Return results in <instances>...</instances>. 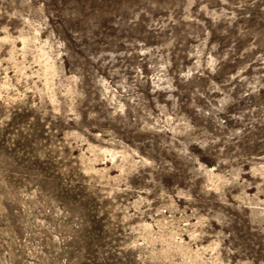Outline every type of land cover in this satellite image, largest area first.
Returning a JSON list of instances; mask_svg holds the SVG:
<instances>
[{
	"label": "rangeland",
	"instance_id": "374dc122",
	"mask_svg": "<svg viewBox=\"0 0 264 264\" xmlns=\"http://www.w3.org/2000/svg\"><path fill=\"white\" fill-rule=\"evenodd\" d=\"M0 264H264V0H0Z\"/></svg>",
	"mask_w": 264,
	"mask_h": 264
}]
</instances>
